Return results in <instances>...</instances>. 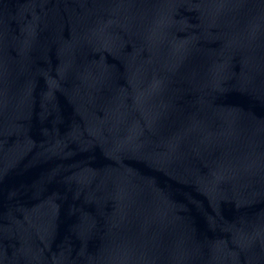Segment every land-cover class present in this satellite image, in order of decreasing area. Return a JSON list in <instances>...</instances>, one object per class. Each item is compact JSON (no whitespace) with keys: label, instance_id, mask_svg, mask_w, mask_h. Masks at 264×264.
Wrapping results in <instances>:
<instances>
[{"label":"water","instance_id":"95a60500","mask_svg":"<svg viewBox=\"0 0 264 264\" xmlns=\"http://www.w3.org/2000/svg\"><path fill=\"white\" fill-rule=\"evenodd\" d=\"M0 264H264V0H0Z\"/></svg>","mask_w":264,"mask_h":264}]
</instances>
